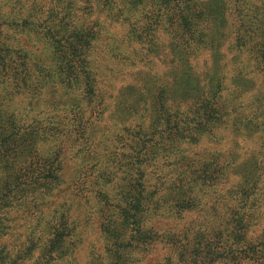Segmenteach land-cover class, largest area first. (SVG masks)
Returning a JSON list of instances; mask_svg holds the SVG:
<instances>
[{
    "label": "trees",
    "instance_id": "obj_1",
    "mask_svg": "<svg viewBox=\"0 0 264 264\" xmlns=\"http://www.w3.org/2000/svg\"><path fill=\"white\" fill-rule=\"evenodd\" d=\"M216 15L235 27L224 51ZM108 21L133 50L183 61L193 90L173 99V78H146L110 96ZM259 75L264 0H0V264H78L90 214L104 241L92 264L157 249L156 264H264L263 153L205 143L264 131V96L250 105L233 85Z\"/></svg>",
    "mask_w": 264,
    "mask_h": 264
},
{
    "label": "rangeland",
    "instance_id": "obj_2",
    "mask_svg": "<svg viewBox=\"0 0 264 264\" xmlns=\"http://www.w3.org/2000/svg\"><path fill=\"white\" fill-rule=\"evenodd\" d=\"M210 22L211 27L209 29L212 33L211 44L219 48L221 43L227 41L220 48L221 51H224L223 48L228 46V43L233 39V30L235 27L232 29H222L221 26L223 23L219 15L212 18ZM107 25L111 38L104 37L97 47L98 53L96 54L98 62L100 61L103 64L104 69L101 71L104 73L103 79L105 81V86L107 87V83H109L107 90L110 96L112 95L113 97L120 94L119 92L131 83L139 85L142 83L143 79L146 78H152L155 82L161 81V83H163L164 80L166 81L173 78L175 85L169 93L173 99L184 97L193 90V85L196 86L195 81H190V84L187 83V67L183 61L172 58L170 55H166V53L163 55L149 53L143 46H137L136 50H133L126 41L127 36L125 27L120 24H112L109 26V21ZM222 32L225 33V36ZM226 49L227 47L225 50ZM232 54L233 53H230L229 58ZM231 59L222 63L227 75L233 72ZM220 60L221 57L218 55L213 57V64L209 72L211 78L217 77L216 71L220 65ZM244 61L245 64L248 65L250 63L249 57L245 58ZM235 62H238V58L235 59ZM133 63H135V65H133ZM233 85L235 86L236 94H238V96L243 95L248 104H258V106L261 105L262 107L263 104L258 101L264 96V76L259 75L256 82L248 83L242 81L239 86ZM127 89L133 91L135 95H139L140 91L138 88L128 87ZM262 110H264L263 107ZM219 133L220 135H225L221 142L205 140V143H239L241 152H252L251 154H254L253 152L256 151L261 152L263 153L261 158L263 157L264 159V131L254 132L249 134L250 136L248 134H246V136H238L231 131L224 130ZM223 148L225 147L222 145H216L214 147L215 150H224ZM198 216V214L189 215L188 222L197 219ZM85 218L84 216V219ZM95 218L94 215L90 214L81 223L80 238L82 239V243L76 257L78 264H92L91 262L94 258L103 250L104 241L100 233L99 224H97L96 221L97 218ZM163 254L164 252L161 249H157L152 255L139 264H156L158 260L162 259Z\"/></svg>",
    "mask_w": 264,
    "mask_h": 264
}]
</instances>
